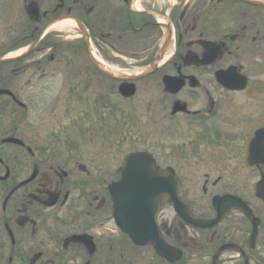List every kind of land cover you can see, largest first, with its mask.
I'll use <instances>...</instances> for the list:
<instances>
[{
    "label": "flooded vegetation",
    "instance_id": "obj_1",
    "mask_svg": "<svg viewBox=\"0 0 264 264\" xmlns=\"http://www.w3.org/2000/svg\"><path fill=\"white\" fill-rule=\"evenodd\" d=\"M60 79L74 136L43 119ZM120 118L150 146L112 171ZM137 153L180 182L183 217H155L165 256L115 220L110 186ZM263 180L264 0H0V264H264Z\"/></svg>",
    "mask_w": 264,
    "mask_h": 264
},
{
    "label": "water",
    "instance_id": "obj_2",
    "mask_svg": "<svg viewBox=\"0 0 264 264\" xmlns=\"http://www.w3.org/2000/svg\"><path fill=\"white\" fill-rule=\"evenodd\" d=\"M94 64L100 72L114 79L135 81L142 78V76L118 78L106 73L96 62ZM151 67L147 73L152 70ZM120 92L124 97H132L135 89L133 85L127 86L125 84L121 86ZM147 161H149L148 156L144 153L132 154L126 158L121 178L114 181L110 186L114 201V216L123 232L128 234L137 244H150L159 255L165 256L169 250L158 235L156 214L163 204L172 206L179 217H183V211L187 209L180 201V182L174 172H161L159 168L154 170L152 165L147 164ZM258 192L263 195L264 200V180L260 183ZM119 194L123 196V202H120ZM218 200L228 201L229 198L225 197ZM220 217L218 218L220 219ZM151 232L154 235H148Z\"/></svg>",
    "mask_w": 264,
    "mask_h": 264
},
{
    "label": "rangeland",
    "instance_id": "obj_3",
    "mask_svg": "<svg viewBox=\"0 0 264 264\" xmlns=\"http://www.w3.org/2000/svg\"><path fill=\"white\" fill-rule=\"evenodd\" d=\"M47 4L48 3L45 1L44 7H46ZM54 33H55L54 30H50V35ZM61 88H62V80L60 79L59 85H58L59 102L57 106L55 107L54 117L53 116L50 117V114H52L51 108L54 105L55 100L57 98L56 91H54L53 93H52V90L46 92V89H45L44 94H43V101H42V103L45 106L44 111H43V119L49 120L50 122L48 124L50 126L51 125L54 126L56 122L60 120V122H62L61 124L64 123L63 126H65L71 132V135L74 136L73 130H75L74 129L75 127L73 126V123H72V117H73L72 114H74L75 112H71L67 108H68V105H73V103H78V102L69 96L68 91L62 92ZM97 92L98 91L93 90V93L95 96ZM80 96L82 97V100L80 101V103L84 102V93H81ZM143 96H144L143 94H140V96L135 100V102L139 103L141 99L143 98ZM111 99L114 104H121L123 108L125 109L124 112L127 113L126 110H129V107H128V105L130 104L129 101H123V100L119 101L118 99H115L114 95H111ZM91 119H92L90 120V124L92 122L91 135L92 137H95V138L97 137L100 139V137H102L104 134L102 133L100 125L98 124L99 119H95V117H92ZM143 125L144 124H141V123H136L134 125L133 124L131 125V124H128V121L121 120V118L120 120H114L113 122L109 121V124L107 125L108 132L105 138V141H106L105 149H106V152H108L109 154L110 153L115 154V152H117L118 155L112 156L110 154L112 156L111 158V157H108V154H107V158L104 161L107 163V167L111 168L112 171L115 169V167H117L116 163L120 162L121 158L126 153L134 151V150H146L149 148L148 147L150 146L149 143L141 139L143 136L146 135L145 131L143 132V130L146 129ZM97 149L102 150L99 148V145H97ZM98 162H101V161H98ZM114 178H115V175L110 174L108 180L110 181Z\"/></svg>",
    "mask_w": 264,
    "mask_h": 264
},
{
    "label": "bare ground",
    "instance_id": "obj_4",
    "mask_svg": "<svg viewBox=\"0 0 264 264\" xmlns=\"http://www.w3.org/2000/svg\"><path fill=\"white\" fill-rule=\"evenodd\" d=\"M74 24L71 21H64L58 24H55L53 26L50 27V30H54V31H64L68 28L73 27Z\"/></svg>",
    "mask_w": 264,
    "mask_h": 264
}]
</instances>
